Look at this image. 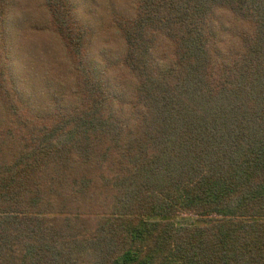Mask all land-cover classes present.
Wrapping results in <instances>:
<instances>
[{"label":"trees","instance_id":"16d2710c","mask_svg":"<svg viewBox=\"0 0 264 264\" xmlns=\"http://www.w3.org/2000/svg\"><path fill=\"white\" fill-rule=\"evenodd\" d=\"M0 264H264V0H0Z\"/></svg>","mask_w":264,"mask_h":264},{"label":"rangeland","instance_id":"374dc122","mask_svg":"<svg viewBox=\"0 0 264 264\" xmlns=\"http://www.w3.org/2000/svg\"><path fill=\"white\" fill-rule=\"evenodd\" d=\"M31 46L32 48H35L36 51L39 48H52L54 47V45L52 44V42L48 39H45V37L43 38V36H39V35H35L33 37V39H31ZM174 219L178 220L179 222L183 223V224H191L194 222L195 218L192 217H187V216H180V217H175Z\"/></svg>","mask_w":264,"mask_h":264}]
</instances>
